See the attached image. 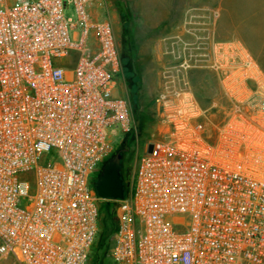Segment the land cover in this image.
Instances as JSON below:
<instances>
[{"label": "built area", "instance_id": "built-area-1", "mask_svg": "<svg viewBox=\"0 0 264 264\" xmlns=\"http://www.w3.org/2000/svg\"><path fill=\"white\" fill-rule=\"evenodd\" d=\"M101 1L0 0V260L86 264L97 239L103 199L90 176L112 154L108 131L136 129L130 100L115 95L114 26L93 15ZM187 34L168 38L157 136L114 201L110 258L264 264L263 72L240 42ZM198 70L217 76L229 105H201Z\"/></svg>", "mask_w": 264, "mask_h": 264}, {"label": "rangeland", "instance_id": "rangeland-1", "mask_svg": "<svg viewBox=\"0 0 264 264\" xmlns=\"http://www.w3.org/2000/svg\"><path fill=\"white\" fill-rule=\"evenodd\" d=\"M119 2L127 9L128 17L125 19H122L120 14ZM64 14L66 18L77 21L73 7L67 8ZM93 15L112 22L122 59H124L125 47L131 48L133 53V72L129 74L127 69L123 68L121 75L116 76L118 87L115 95L129 98L133 117L137 114L140 120L134 117L136 129L128 136L119 129L116 136L108 131V141L113 147L110 157L119 151L122 152V169L126 194H128L132 186L137 158L142 155L145 144L157 136L159 125L155 98L161 88L160 74L164 64L168 62L163 54L170 46L168 38L192 32L195 36L205 38L209 43L239 41L229 36V32L221 25L224 15L220 0H102L93 9ZM124 20H127V25ZM124 29L128 31L126 37H123ZM70 35L73 39L75 31L72 30ZM195 36L187 34L186 38L190 40ZM262 72L264 75V71ZM192 82L196 96L204 108L214 104L218 108L229 105L223 98L221 86L214 73L204 70L194 71ZM256 90L257 99L264 104V86L256 87ZM101 172L102 170L99 173L95 171L92 173L90 176L92 184L95 185ZM102 204L104 209L100 217L101 229L86 264H115L110 258V248L103 230L111 226L118 227V206L105 205L104 202ZM0 264L20 263L13 257H6L0 260Z\"/></svg>", "mask_w": 264, "mask_h": 264}, {"label": "crops", "instance_id": "crops-1", "mask_svg": "<svg viewBox=\"0 0 264 264\" xmlns=\"http://www.w3.org/2000/svg\"><path fill=\"white\" fill-rule=\"evenodd\" d=\"M221 25L264 71V0H220Z\"/></svg>", "mask_w": 264, "mask_h": 264}, {"label": "water", "instance_id": "water-1", "mask_svg": "<svg viewBox=\"0 0 264 264\" xmlns=\"http://www.w3.org/2000/svg\"><path fill=\"white\" fill-rule=\"evenodd\" d=\"M95 191L103 200H123L126 197V186L122 178V152L111 157L104 165Z\"/></svg>", "mask_w": 264, "mask_h": 264}, {"label": "trees", "instance_id": "trees-1", "mask_svg": "<svg viewBox=\"0 0 264 264\" xmlns=\"http://www.w3.org/2000/svg\"><path fill=\"white\" fill-rule=\"evenodd\" d=\"M118 8H119V10H120V14H121V16H122V19H125L126 17H128V14H127V9L125 8V6H124V4L122 3H120L119 2V5H118ZM124 23H125V25H127L128 24V22H127V20H124ZM128 34V31H127V29H124V34H123V37H126V35ZM127 46V45H126ZM133 53H132V50H131V48H127V47H125V51H124V53H123V57H124V59H126V60H124V59H122V57H121V59H122V64H123V68H126L127 69V71H128V73L130 74V73H132L133 72ZM129 99V98H128ZM130 100V99H129ZM198 100H199V98H198ZM200 101V100H199ZM130 103H131V101H130ZM200 103H201V101H200ZM202 105V104H201ZM135 119H137L138 121L140 120V116L139 115H137V114H135ZM120 152V151H119ZM114 156V155H113ZM112 156V157H113ZM111 158V157H110ZM109 158V159H110ZM108 159V160H109ZM107 160V161H108ZM106 161V162H107ZM123 166V165H122ZM122 178H123V180H124V183H125V177H124V171H123V169H122ZM126 186V185H125ZM126 193H127V190H126ZM101 201H103L104 203H105V205H109V204H115V202L113 201V200H101ZM100 201V202H101ZM99 202V212H100V217H101V211H103V205L104 204H102V203H100ZM101 205V206H100ZM114 218V217H113ZM101 229V225H100V218H99V230ZM116 231H117V227L115 226V228L113 227V226H111V227H109V228H107V229H104L103 230V233H104V235H106L107 236V244H108V246H109V248L111 247V243H110V240L112 239V237H113V235L116 233ZM98 234H99V232H98ZM97 238H98V236H97ZM97 240V239H96ZM96 242V241H95ZM93 247V246H92Z\"/></svg>", "mask_w": 264, "mask_h": 264}]
</instances>
